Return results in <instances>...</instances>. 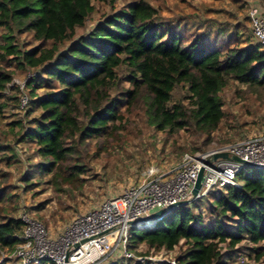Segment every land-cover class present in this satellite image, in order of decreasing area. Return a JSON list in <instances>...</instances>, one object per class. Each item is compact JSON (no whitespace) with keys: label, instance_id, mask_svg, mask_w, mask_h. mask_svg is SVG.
<instances>
[{"label":"trees","instance_id":"16d2710c","mask_svg":"<svg viewBox=\"0 0 264 264\" xmlns=\"http://www.w3.org/2000/svg\"><path fill=\"white\" fill-rule=\"evenodd\" d=\"M104 1L0 0L4 31L0 60L36 73L26 82L30 99L26 108L29 115L41 113L28 122L21 142L37 146L45 161L43 171L52 173L57 185L73 186L81 180L85 166L78 160L79 146L110 135L123 120L124 108L140 105L148 124L158 131L192 127L209 142L224 119L220 93L229 80L264 86L261 46L222 52L199 40L185 44L181 34L160 21L148 0L132 1L105 16L86 35L77 36L95 12V3ZM26 33L36 42L31 49L16 42ZM121 69L126 70L128 89L122 87ZM12 81L13 74L0 68V153L15 151L1 141L6 109L10 105L21 109L19 88L5 93ZM180 85L187 87V105L172 104ZM43 88L48 91L38 94ZM237 180L241 188L216 190L171 210L150 224L153 227L131 228L129 251L146 256L151 251L173 252L184 244L177 264H231L236 247L247 241L258 246L255 260L264 262V169L244 168ZM204 200L211 202L210 214L215 215L211 224L194 206ZM22 231L21 219L0 220V248L13 249ZM142 246L146 252L139 253Z\"/></svg>","mask_w":264,"mask_h":264},{"label":"rangeland","instance_id":"374dc122","mask_svg":"<svg viewBox=\"0 0 264 264\" xmlns=\"http://www.w3.org/2000/svg\"><path fill=\"white\" fill-rule=\"evenodd\" d=\"M132 1L105 0L95 3V12L86 25L77 30V36L86 35L105 16L123 9ZM148 1L158 10L160 21L181 34L185 44L199 40L207 48H218L222 52L233 47L250 48L255 45L264 50L253 33L248 17L254 5L260 4L264 9V0ZM3 33L0 30V35ZM16 42L22 49L36 46L30 33L17 36ZM2 46L3 39L0 38V54L3 52ZM0 68L13 74L15 83L36 76V73L19 67L16 62L0 60ZM119 74L122 87L130 88L126 70L121 69ZM47 91V88H43L38 90V94L43 95ZM187 95V87L178 86L172 104L178 101L189 104ZM220 96L225 115L209 142L192 127L174 133L158 131L148 124L140 105L124 108L123 120L111 129L110 135L91 139L79 146L77 156L85 166V174L73 186L57 185L52 173L43 171L41 164L45 161L38 156L37 146L27 141L21 142L22 134L29 127L28 122L38 118L41 112L29 115L28 108L21 110L10 105L3 120L1 141L15 151L0 153V193L3 196L0 220L20 219L26 213L42 223L52 238H58L75 217L98 208L105 200L117 197L126 188L139 184L149 170L154 168L162 174L168 173L181 165L187 153H203L264 134V86L250 87L230 79ZM194 206H198L209 224L214 221L215 215L210 214V201L197 202ZM220 247L223 253L228 252L225 244ZM257 248L250 242H242L236 247L238 253L230 263L237 264L238 255L244 254L250 264H264L255 260ZM184 249L185 245L181 244L173 252L151 251L146 256L132 252L135 259L121 257V252H116L102 264L167 262L176 260ZM9 251L0 248V261L5 257L0 264H17L7 259ZM138 252H146V247H140Z\"/></svg>","mask_w":264,"mask_h":264},{"label":"built area","instance_id":"2783aa9c","mask_svg":"<svg viewBox=\"0 0 264 264\" xmlns=\"http://www.w3.org/2000/svg\"><path fill=\"white\" fill-rule=\"evenodd\" d=\"M248 17L255 37L264 46L263 7L260 4L252 6ZM28 80L12 81L5 91L9 94L13 88H19L22 110L30 101L26 89ZM224 154L227 158L213 159ZM246 163L264 167V134L203 153H187L181 165L168 173L162 174L154 168L149 170L139 184L105 200L98 208L75 217L58 238H52L42 223L24 213L20 218L23 231L19 242L9 251L7 259L17 264H102L118 250L124 257L135 259L136 256L128 249L131 228L153 227L156 221L144 219L159 210L169 212L170 207L191 200L202 170L201 189L196 200L230 186L241 188L237 177L244 168H248ZM150 221H154L153 226L149 225ZM167 262L177 264L175 260ZM236 263L250 264L244 254L238 255Z\"/></svg>","mask_w":264,"mask_h":264},{"label":"water","instance_id":"95a60500","mask_svg":"<svg viewBox=\"0 0 264 264\" xmlns=\"http://www.w3.org/2000/svg\"><path fill=\"white\" fill-rule=\"evenodd\" d=\"M220 157L227 158V155H225V154L224 155H216V156H214L213 159L216 160V159H218ZM235 160L241 161V159H239V158H235ZM246 164H247L248 168H252V169L253 168L254 169H264V167L253 166V165H250L248 163H246ZM202 178H203V170L201 171V173L199 175V178H198V180L196 182V185H195V187L193 189L192 199L189 200V201H187V202L182 203L180 206H182V205H188V204L194 202L197 199L198 193H199V191L201 189V181H202ZM177 207H179V206H172V207L169 208V210L171 211V210H173V209H175ZM169 212L168 211H165V210H159V211L155 212L154 214H152L150 217L145 218L144 221L154 220V221L157 222L158 220H160L161 218H163L165 215H167Z\"/></svg>","mask_w":264,"mask_h":264},{"label":"bare ground","instance_id":"6f19581e","mask_svg":"<svg viewBox=\"0 0 264 264\" xmlns=\"http://www.w3.org/2000/svg\"><path fill=\"white\" fill-rule=\"evenodd\" d=\"M153 222H154V221H150V222H149V225H150L151 223H153Z\"/></svg>","mask_w":264,"mask_h":264}]
</instances>
